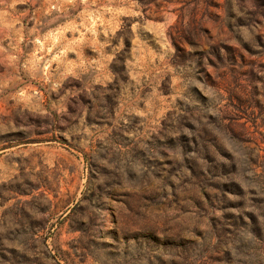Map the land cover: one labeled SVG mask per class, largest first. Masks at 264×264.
Masks as SVG:
<instances>
[{"label": "rangeland", "instance_id": "rangeland-1", "mask_svg": "<svg viewBox=\"0 0 264 264\" xmlns=\"http://www.w3.org/2000/svg\"><path fill=\"white\" fill-rule=\"evenodd\" d=\"M0 264H264V0H0Z\"/></svg>", "mask_w": 264, "mask_h": 264}]
</instances>
